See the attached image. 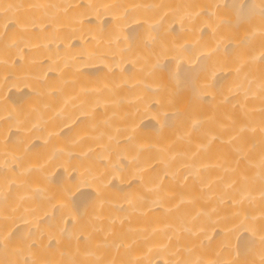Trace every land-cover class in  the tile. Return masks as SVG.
Wrapping results in <instances>:
<instances>
[{
  "label": "bare ground",
  "instance_id": "bare-ground-1",
  "mask_svg": "<svg viewBox=\"0 0 264 264\" xmlns=\"http://www.w3.org/2000/svg\"><path fill=\"white\" fill-rule=\"evenodd\" d=\"M0 264H264V0H0Z\"/></svg>",
  "mask_w": 264,
  "mask_h": 264
}]
</instances>
